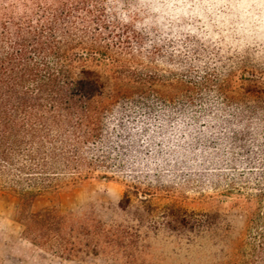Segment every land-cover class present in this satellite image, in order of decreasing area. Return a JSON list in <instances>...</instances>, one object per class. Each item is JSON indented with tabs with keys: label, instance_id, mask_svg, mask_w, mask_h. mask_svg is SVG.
<instances>
[{
	"label": "trees",
	"instance_id": "trees-1",
	"mask_svg": "<svg viewBox=\"0 0 264 264\" xmlns=\"http://www.w3.org/2000/svg\"><path fill=\"white\" fill-rule=\"evenodd\" d=\"M209 1L0 0V188L33 246L159 264L161 236L186 264H264V63L215 36ZM95 179L135 213L34 208Z\"/></svg>",
	"mask_w": 264,
	"mask_h": 264
},
{
	"label": "rangeland",
	"instance_id": "rangeland-1",
	"mask_svg": "<svg viewBox=\"0 0 264 264\" xmlns=\"http://www.w3.org/2000/svg\"><path fill=\"white\" fill-rule=\"evenodd\" d=\"M210 2H216L214 9H217L216 13H218L215 26L210 28L215 36L226 35L227 40L234 41L233 47H239L244 55L246 53L257 62L264 63V0H210ZM189 21L197 29L202 26V24L193 22V19ZM221 30H224V33H220ZM215 36L206 39L205 43ZM160 68L165 70L163 66ZM123 190L124 186L116 181L88 180L43 194L34 203V208L53 207L61 213H68L78 208L93 206L96 208V214L103 220L110 216L117 220L126 219L135 213V208L131 207L123 213L116 210ZM180 190L182 196L188 200L210 195L206 191L196 193L192 186L184 185ZM18 205L19 198L16 194L0 188V264H117L115 260L100 257H88L82 261L69 260L51 255L46 250L33 246L21 236L22 227L15 221ZM135 205H137L136 202ZM193 207L203 209L198 206ZM149 245L151 258L154 261L157 260L159 264L187 263L182 254L177 252L173 254V242L169 239L161 236L153 237L149 240ZM215 254L217 251H214L213 255L210 252L202 255L201 264H212Z\"/></svg>",
	"mask_w": 264,
	"mask_h": 264
}]
</instances>
